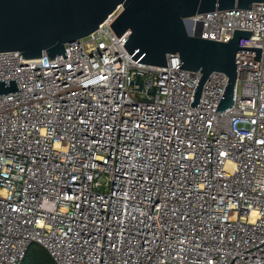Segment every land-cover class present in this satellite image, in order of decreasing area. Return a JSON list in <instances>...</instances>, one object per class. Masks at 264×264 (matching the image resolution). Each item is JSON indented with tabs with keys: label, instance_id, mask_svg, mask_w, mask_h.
I'll return each mask as SVG.
<instances>
[{
	"label": "built area",
	"instance_id": "1",
	"mask_svg": "<svg viewBox=\"0 0 264 264\" xmlns=\"http://www.w3.org/2000/svg\"><path fill=\"white\" fill-rule=\"evenodd\" d=\"M51 59L0 52V264L38 244L55 264H264V2L197 14L238 52L234 103L214 72L140 63L111 23Z\"/></svg>",
	"mask_w": 264,
	"mask_h": 264
},
{
	"label": "water",
	"instance_id": "2",
	"mask_svg": "<svg viewBox=\"0 0 264 264\" xmlns=\"http://www.w3.org/2000/svg\"><path fill=\"white\" fill-rule=\"evenodd\" d=\"M264 0H0V52L19 51L23 59H51L64 54L65 46L97 30L118 8L122 11L111 23L118 36L130 31L124 44L134 60L143 64L168 66V55L179 54L184 68L200 71L201 79L191 105L199 107L202 88L214 72H224L228 83L217 111L234 103L238 80V52L256 53L260 47L240 46L252 30L235 29L228 41L201 37L202 22L192 35L191 18L215 10L252 9ZM0 79V95L21 91L17 78Z\"/></svg>",
	"mask_w": 264,
	"mask_h": 264
},
{
	"label": "trees",
	"instance_id": "3",
	"mask_svg": "<svg viewBox=\"0 0 264 264\" xmlns=\"http://www.w3.org/2000/svg\"><path fill=\"white\" fill-rule=\"evenodd\" d=\"M21 264H55V262L47 250L38 244H33Z\"/></svg>",
	"mask_w": 264,
	"mask_h": 264
}]
</instances>
